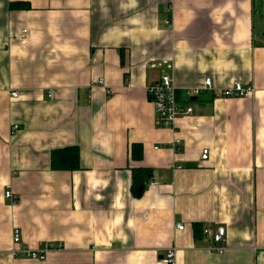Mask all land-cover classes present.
<instances>
[{"label":"crops","instance_id":"0c3cea01","mask_svg":"<svg viewBox=\"0 0 264 264\" xmlns=\"http://www.w3.org/2000/svg\"><path fill=\"white\" fill-rule=\"evenodd\" d=\"M164 71L192 107L173 127L147 92ZM206 77L253 90L186 100ZM70 145L79 169L51 168ZM137 167L152 174L134 194ZM220 226L223 253L204 234ZM15 229L59 248L13 255ZM169 247L264 264V0H0V264H165Z\"/></svg>","mask_w":264,"mask_h":264},{"label":"built area","instance_id":"2783aa9c","mask_svg":"<svg viewBox=\"0 0 264 264\" xmlns=\"http://www.w3.org/2000/svg\"><path fill=\"white\" fill-rule=\"evenodd\" d=\"M102 80H100L101 82ZM215 90L214 95H222L224 97H246L248 96L253 88L251 86H244L240 81H234L231 85L223 87L220 89H215L212 79L206 77L203 83L199 86H192L186 90V100L199 95L203 91ZM147 92L149 98L153 102L154 110L156 113L157 121L159 125L171 126L175 125L176 119L180 114H190L192 112V107L189 105L183 106L178 99L177 87L174 83L172 76L164 71L160 74L157 80L147 86ZM13 96L17 94L12 93ZM181 141L175 138L172 142V148L179 149ZM209 154V149L205 148L202 150V159H207ZM5 197L13 198V193L11 190H6L4 192ZM179 229L183 226L179 225ZM204 234L208 235L213 242L218 243V252L223 253L225 251L224 241L226 236L225 227L220 226L215 232L210 231L208 228L204 229ZM12 241L15 246L11 249L13 255H19L22 253L25 257L33 258L37 260L45 259L47 253L51 250L59 248L58 245L53 242L46 241L39 244L37 247L31 248L25 246L21 243V237L18 229L13 231ZM176 248L169 247L166 249L165 253L162 255L161 261L165 264H176Z\"/></svg>","mask_w":264,"mask_h":264},{"label":"trees","instance_id":"16d2710c","mask_svg":"<svg viewBox=\"0 0 264 264\" xmlns=\"http://www.w3.org/2000/svg\"><path fill=\"white\" fill-rule=\"evenodd\" d=\"M11 7H26L24 3L11 2ZM130 156L139 160L142 156V149L139 144L133 143L130 146ZM50 166L56 170H77L79 169V148L75 145L55 148L51 150ZM151 169L147 167L133 168L132 171V191L137 194L139 188L143 190L145 184L151 177ZM199 228V226H197Z\"/></svg>","mask_w":264,"mask_h":264},{"label":"water","instance_id":"95a60500","mask_svg":"<svg viewBox=\"0 0 264 264\" xmlns=\"http://www.w3.org/2000/svg\"><path fill=\"white\" fill-rule=\"evenodd\" d=\"M194 99V98H193ZM139 191L141 190V188L138 189Z\"/></svg>","mask_w":264,"mask_h":264}]
</instances>
